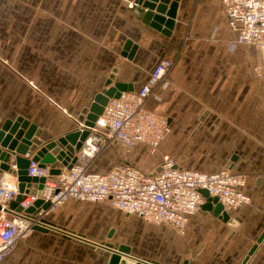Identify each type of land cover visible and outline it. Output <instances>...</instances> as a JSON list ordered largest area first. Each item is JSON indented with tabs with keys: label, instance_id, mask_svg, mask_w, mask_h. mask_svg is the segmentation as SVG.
Segmentation results:
<instances>
[{
	"label": "crops",
	"instance_id": "obj_1",
	"mask_svg": "<svg viewBox=\"0 0 264 264\" xmlns=\"http://www.w3.org/2000/svg\"><path fill=\"white\" fill-rule=\"evenodd\" d=\"M135 1L0 0V120L22 117L37 126L42 143L55 140L79 128L110 76L112 84L137 90L150 81L159 59H169L172 68L146 102L169 124L159 146L111 143L88 171L129 165L153 175L168 156L180 170L246 176L241 190L250 202L224 210L229 221L223 222L212 206L202 208L205 199L183 235L107 201L68 200L43 219L97 245H113L115 229L129 224L140 225L133 233L140 237L149 228L188 254L171 264H243L246 257L245 264H264V238L257 244L264 232V82L254 73L260 52L237 44L221 0H180L169 37L142 21ZM127 41L136 46L129 59L122 56ZM8 164L13 171V155ZM89 243L34 230L3 264H107ZM129 250L135 258L165 264Z\"/></svg>",
	"mask_w": 264,
	"mask_h": 264
},
{
	"label": "built area",
	"instance_id": "obj_2",
	"mask_svg": "<svg viewBox=\"0 0 264 264\" xmlns=\"http://www.w3.org/2000/svg\"><path fill=\"white\" fill-rule=\"evenodd\" d=\"M221 3L227 24L236 33L237 44L260 52L261 64L255 66L254 73L264 82V0H221ZM172 66L171 60L159 59L150 70L148 83L108 101L93 127L87 128L89 134L70 169L51 175L48 167L30 162L27 177L43 178L44 183L35 194L26 195L16 208H11L10 204L19 193L17 176L12 172L0 173V264L17 242L27 238L35 228L49 229L87 243L83 237L61 231L43 219L68 200L107 201L126 215L155 225L165 224L179 235H183L189 217L197 213L205 201L200 190L217 199L224 210L250 202L241 190L246 176L227 170L217 173L180 170L168 156L162 158L159 170L153 175L142 174L129 165L117 166L109 173L88 171L92 160L111 143L126 147L145 144L152 149L159 146L169 132V124L162 116L149 111L146 102ZM13 169L17 170L15 165ZM38 200L49 203L48 208L27 213Z\"/></svg>",
	"mask_w": 264,
	"mask_h": 264
},
{
	"label": "water",
	"instance_id": "obj_3",
	"mask_svg": "<svg viewBox=\"0 0 264 264\" xmlns=\"http://www.w3.org/2000/svg\"><path fill=\"white\" fill-rule=\"evenodd\" d=\"M179 3L180 0H136L134 5L137 7V12L140 14L142 21L148 27L169 37L175 26ZM135 49L136 46H133L130 41H127L122 56L128 59L131 58ZM112 81L113 76H110L106 82V88L93 96L91 104L84 112V117L80 120L82 127L55 140L42 143L38 139L40 132L37 126L24 120L22 117L12 116L4 121L0 120V172L12 171H10L8 164L11 155L14 156L17 169L16 171H12V173L17 176L19 193L15 201L10 204L11 208L18 207L26 195L35 194L37 189L42 188V184L44 183L43 178L27 177V168L30 162L37 163L41 167H48L51 175H59L61 172L59 166L70 169L77 161V153L89 134L87 128L93 127L94 122L102 114L108 101L117 98L122 92L132 91L130 85L122 83L112 84ZM25 155L32 156L30 158H24ZM158 170L159 168L156 172ZM200 192L206 199V204L202 208L209 209L212 206L214 216L219 217L223 222H228L229 216L218 203L217 199L209 197L205 190H200ZM48 206L49 203L38 200L26 212L33 213L38 208L46 209ZM16 210L20 211L21 208H17ZM35 230L41 232L51 231L45 228H35ZM60 230L74 235L65 230ZM263 238L264 232L258 238L257 244ZM89 244L103 254L107 259V264H157L155 262L134 258L130 255V250L126 246H119L117 249H114L111 244ZM255 248L256 245L251 248L248 256L252 255ZM247 260L248 257L245 258L243 264ZM184 264H187V262H184Z\"/></svg>",
	"mask_w": 264,
	"mask_h": 264
},
{
	"label": "rangeland",
	"instance_id": "obj_4",
	"mask_svg": "<svg viewBox=\"0 0 264 264\" xmlns=\"http://www.w3.org/2000/svg\"><path fill=\"white\" fill-rule=\"evenodd\" d=\"M114 218L116 219V217ZM135 226L138 227L140 225L132 226V224H129L127 227L115 229V232L111 235L110 242L116 245V247L127 246L134 254L147 256L165 264L175 262L181 263V259H183L185 255H188L187 253L184 254L181 246L171 245L173 240L170 243L168 239H166L167 236L164 237L155 234L152 230L150 231L149 228L143 232L141 237L139 234L134 235Z\"/></svg>",
	"mask_w": 264,
	"mask_h": 264
}]
</instances>
